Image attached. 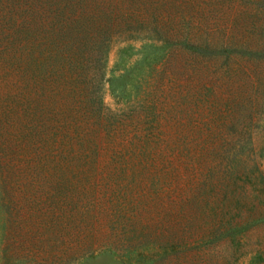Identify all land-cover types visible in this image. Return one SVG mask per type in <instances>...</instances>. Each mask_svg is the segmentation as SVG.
I'll list each match as a JSON object with an SVG mask.
<instances>
[{"label": "rangeland", "instance_id": "374dc122", "mask_svg": "<svg viewBox=\"0 0 264 264\" xmlns=\"http://www.w3.org/2000/svg\"><path fill=\"white\" fill-rule=\"evenodd\" d=\"M198 13L199 40L217 52L170 48L150 75L143 70L138 100L153 102L139 111L146 149L105 154L88 181L42 182L26 163L0 170V264H249L256 255L264 264V220L223 235L237 216L264 208V191L254 198L245 180L264 179V55L239 51H264V0H199ZM146 41H128L129 70L159 49ZM122 44L107 55L113 87L123 81L113 69ZM5 83L0 72V95ZM110 90L105 83L108 108L130 106Z\"/></svg>", "mask_w": 264, "mask_h": 264}, {"label": "trees", "instance_id": "16d2710c", "mask_svg": "<svg viewBox=\"0 0 264 264\" xmlns=\"http://www.w3.org/2000/svg\"><path fill=\"white\" fill-rule=\"evenodd\" d=\"M198 10L199 0H0V72L4 83L6 78L0 115L8 128L7 145L0 142L1 172L26 163L29 170L41 172L42 182L88 181L94 179L91 171L103 168L105 154L146 149L150 137L140 125L144 121L139 111L153 107V102L138 100L143 70L150 75L170 48L194 57L217 52L199 40ZM136 38L159 49L129 70L125 59L135 48L128 41ZM115 40L123 44L115 51L113 69L123 81L113 87L106 71L111 70L107 55ZM239 51L264 55L249 48ZM108 82L112 96L129 103L128 108L106 106L103 92ZM232 146H237L235 140ZM235 157L225 163L228 172L237 164ZM4 178L1 201L7 197ZM245 180L257 190L254 198H263L258 193L263 195V176ZM253 208L250 214L257 215L237 216L223 235L234 236L264 220V208ZM257 259L253 256L249 264H259Z\"/></svg>", "mask_w": 264, "mask_h": 264}]
</instances>
